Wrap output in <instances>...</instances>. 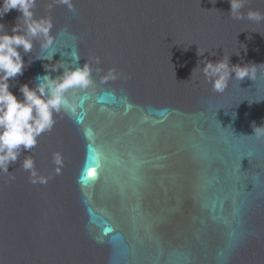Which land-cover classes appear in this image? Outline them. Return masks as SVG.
<instances>
[{
  "label": "water",
  "instance_id": "95a60500",
  "mask_svg": "<svg viewBox=\"0 0 264 264\" xmlns=\"http://www.w3.org/2000/svg\"><path fill=\"white\" fill-rule=\"evenodd\" d=\"M71 3L37 0L53 42L34 41L11 91L74 56L94 84L69 90L52 129L0 171V264H264V136L252 127L264 125V20L247 18L264 0H245L239 20L229 0ZM21 15L0 17L4 31ZM205 58L250 63L255 78L215 92Z\"/></svg>",
  "mask_w": 264,
  "mask_h": 264
},
{
  "label": "clouds",
  "instance_id": "9594fccd",
  "mask_svg": "<svg viewBox=\"0 0 264 264\" xmlns=\"http://www.w3.org/2000/svg\"><path fill=\"white\" fill-rule=\"evenodd\" d=\"M212 2L215 3L216 0ZM229 2L233 19H243L240 10L244 7L245 0ZM54 3L66 4L70 11L74 10L71 0H54ZM36 4L37 0H2L0 6V17L13 9L22 13L12 27L11 34L4 31V25L0 24V171L5 173L9 172L10 164L15 163L24 151H30L37 145L41 134L52 129L54 115L62 109H68L66 94L69 90H85L94 84L91 64L86 61L82 67L77 66L80 58L74 56V64L65 62L57 66L56 63H45V74L35 77L37 83L34 87H30L28 83L20 85V97L11 91V87H14L11 81L23 75L27 66L24 55L32 51L34 41L43 37L41 46L44 49L49 48L53 42L50 35L53 27L51 17L35 18L33 9ZM247 18L260 22L264 20V13L249 10ZM21 20L22 25L19 23ZM204 53L198 48V56H203ZM37 59L52 61L53 57ZM93 60L96 64L100 63L99 57ZM31 62L28 61V64ZM203 65V74L215 92L222 93L230 78L243 81L246 77L254 79L256 74L254 65H232L229 59L212 62L205 58ZM199 66L200 62L197 67ZM196 68L192 70L191 76ZM61 69L62 74L53 78L52 73ZM114 73L115 69H110L108 75L114 78ZM252 127L253 135L257 138L264 136V125L257 126L253 123ZM22 167L34 170V160L26 157ZM32 174L35 175V172Z\"/></svg>",
  "mask_w": 264,
  "mask_h": 264
}]
</instances>
